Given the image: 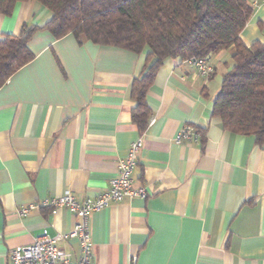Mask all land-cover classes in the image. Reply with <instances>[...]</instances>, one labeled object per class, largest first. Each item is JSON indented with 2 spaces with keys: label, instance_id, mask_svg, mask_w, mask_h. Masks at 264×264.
I'll return each instance as SVG.
<instances>
[{
  "label": "crops",
  "instance_id": "crops-1",
  "mask_svg": "<svg viewBox=\"0 0 264 264\" xmlns=\"http://www.w3.org/2000/svg\"><path fill=\"white\" fill-rule=\"evenodd\" d=\"M240 34L264 40V3ZM51 17L34 0L0 15V38L23 23ZM34 58L0 86V264L44 231L66 233L76 218L65 208L17 213L31 202L70 192L96 196L140 135L132 172L145 198H126L88 219L94 264H264V141L231 133L213 117V100L233 65V48L209 56L214 73L196 74L181 58L165 60L147 91L149 117L141 133L132 121L131 84L148 48L135 53L45 29L29 40ZM198 141L175 142L184 125ZM59 246L79 255L75 239Z\"/></svg>",
  "mask_w": 264,
  "mask_h": 264
},
{
  "label": "trees",
  "instance_id": "trees-1",
  "mask_svg": "<svg viewBox=\"0 0 264 264\" xmlns=\"http://www.w3.org/2000/svg\"><path fill=\"white\" fill-rule=\"evenodd\" d=\"M0 0V15L17 2ZM51 12L42 26L23 23L18 34L0 38V86L34 58L29 40L45 29L55 38L72 34L100 45L138 53L148 48L141 76L131 84L132 121L142 133L148 124L146 96L156 70L171 58L209 57L233 48V65L222 79L213 117L235 134L264 141V40L240 38L253 7L250 0H34ZM201 135L202 129H196Z\"/></svg>",
  "mask_w": 264,
  "mask_h": 264
},
{
  "label": "built area",
  "instance_id": "built-area-1",
  "mask_svg": "<svg viewBox=\"0 0 264 264\" xmlns=\"http://www.w3.org/2000/svg\"><path fill=\"white\" fill-rule=\"evenodd\" d=\"M252 7L258 6L257 0H250ZM264 3V0H263ZM184 63L192 66L196 74L203 78H209L214 73V65L210 58L190 57L183 59ZM153 122L150 117L148 124ZM200 134L191 125H184L175 136L178 144L184 142H196ZM142 146L141 135L130 143L126 155L121 158L116 167L115 176L109 181L105 191L96 196L77 197L70 192L62 195L51 196L39 202H31L17 211L25 216L31 209L48 208L51 213L56 209L65 208L76 221L66 233L50 236L44 231L35 237L28 245L17 246L10 251L11 264H94L91 260V239L89 233L88 219L91 213L107 207L110 203L119 202L126 198H145L147 192L143 186H135L132 172L137 163L138 152ZM75 239L79 247V255L74 260L71 254L59 246L60 242Z\"/></svg>",
  "mask_w": 264,
  "mask_h": 264
}]
</instances>
